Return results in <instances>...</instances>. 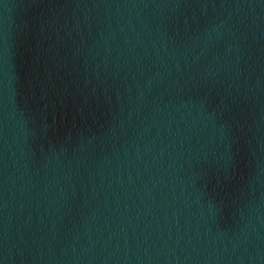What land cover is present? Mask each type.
Here are the masks:
<instances>
[{
	"label": "water",
	"instance_id": "water-1",
	"mask_svg": "<svg viewBox=\"0 0 264 264\" xmlns=\"http://www.w3.org/2000/svg\"><path fill=\"white\" fill-rule=\"evenodd\" d=\"M0 264H264V0H0Z\"/></svg>",
	"mask_w": 264,
	"mask_h": 264
}]
</instances>
